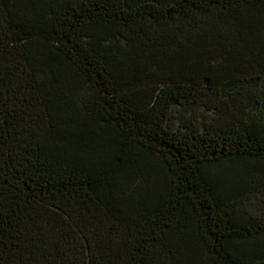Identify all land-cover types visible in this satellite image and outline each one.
I'll return each mask as SVG.
<instances>
[{"label":"trees","instance_id":"16d2710c","mask_svg":"<svg viewBox=\"0 0 264 264\" xmlns=\"http://www.w3.org/2000/svg\"><path fill=\"white\" fill-rule=\"evenodd\" d=\"M0 264H264V0H0Z\"/></svg>","mask_w":264,"mask_h":264},{"label":"rangeland","instance_id":"374dc122","mask_svg":"<svg viewBox=\"0 0 264 264\" xmlns=\"http://www.w3.org/2000/svg\"><path fill=\"white\" fill-rule=\"evenodd\" d=\"M170 125H171L172 128H177L178 127V122L175 119H173V120L170 121Z\"/></svg>","mask_w":264,"mask_h":264}]
</instances>
